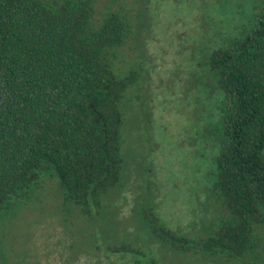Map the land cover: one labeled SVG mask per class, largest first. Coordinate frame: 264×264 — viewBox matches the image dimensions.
I'll list each match as a JSON object with an SVG mask.
<instances>
[{"label": "rangeland", "instance_id": "1", "mask_svg": "<svg viewBox=\"0 0 264 264\" xmlns=\"http://www.w3.org/2000/svg\"><path fill=\"white\" fill-rule=\"evenodd\" d=\"M113 11L130 24L113 68L135 80L121 104V180L81 205L46 164L0 213V264H264V223L242 257L181 245L229 217L212 190L221 91L209 56L253 26L264 0H98L92 23Z\"/></svg>", "mask_w": 264, "mask_h": 264}, {"label": "trees", "instance_id": "2", "mask_svg": "<svg viewBox=\"0 0 264 264\" xmlns=\"http://www.w3.org/2000/svg\"><path fill=\"white\" fill-rule=\"evenodd\" d=\"M97 1L0 0V213L46 164L81 205L99 204L121 180V104L135 80L112 59L130 24L113 11L95 26ZM209 67L221 91L212 190L229 217L215 235L181 245L242 257L264 223V11L211 51Z\"/></svg>", "mask_w": 264, "mask_h": 264}]
</instances>
